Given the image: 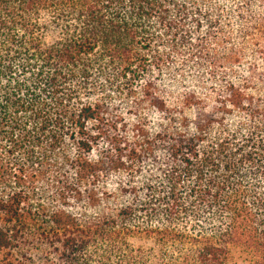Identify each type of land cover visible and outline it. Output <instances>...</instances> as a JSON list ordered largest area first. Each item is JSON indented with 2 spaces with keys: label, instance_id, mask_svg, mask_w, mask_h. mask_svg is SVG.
Masks as SVG:
<instances>
[{
  "label": "trees",
  "instance_id": "16d2710c",
  "mask_svg": "<svg viewBox=\"0 0 264 264\" xmlns=\"http://www.w3.org/2000/svg\"><path fill=\"white\" fill-rule=\"evenodd\" d=\"M223 10L0 0V264H264V70L217 73ZM188 62L214 86L166 90Z\"/></svg>",
  "mask_w": 264,
  "mask_h": 264
},
{
  "label": "rangeland",
  "instance_id": "374dc122",
  "mask_svg": "<svg viewBox=\"0 0 264 264\" xmlns=\"http://www.w3.org/2000/svg\"><path fill=\"white\" fill-rule=\"evenodd\" d=\"M224 10L219 12L220 25H222L223 30L227 32L230 36L229 42L227 44L221 42L214 45L216 55L218 57L224 55L227 50L237 51L240 54V60L233 63H225V67L217 68L218 74H231L234 77L237 76H251L252 73H259L264 70V63L261 60L259 52V47L257 44H253L256 34V28L259 26L258 19L263 15L262 7L259 5L257 0L251 2L253 4L249 6L247 10L241 11L239 7L234 4V1L238 0H213ZM252 16V17H250ZM249 17L250 21L245 22L244 18ZM247 26L248 33L250 34L246 39L242 37V30ZM227 49V50H226ZM261 50V49H260ZM209 68L203 66L202 68H196L193 66V63L188 62V65L184 66L182 70L178 73L174 70L168 71L167 73L161 74V82L164 84L166 90L176 91L177 88L182 86H187L192 90H200V85L204 87L214 86L211 78L208 77ZM113 107L116 108L118 114L123 118L125 124L129 125L134 122V116L127 113L129 104L125 102H120L118 100L113 101ZM147 110L144 109L143 112ZM148 126L153 127L154 122L157 119L155 112L148 110ZM150 120V121H149ZM103 146V144H102ZM99 154L96 152V149L92 153L93 158H98ZM146 167L149 168V164H146ZM68 176L72 177L73 174L68 172ZM117 175H114L110 178L112 180H117ZM130 243L133 246L139 244V240L136 238H130ZM141 244L144 248L150 246L149 240H142Z\"/></svg>",
  "mask_w": 264,
  "mask_h": 264
}]
</instances>
